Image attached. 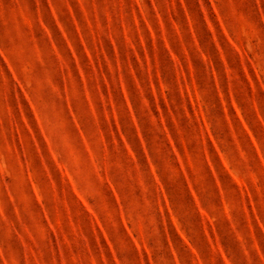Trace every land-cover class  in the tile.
I'll return each instance as SVG.
<instances>
[{"label": "rangeland", "instance_id": "374dc122", "mask_svg": "<svg viewBox=\"0 0 264 264\" xmlns=\"http://www.w3.org/2000/svg\"><path fill=\"white\" fill-rule=\"evenodd\" d=\"M0 264H264V0H0Z\"/></svg>", "mask_w": 264, "mask_h": 264}]
</instances>
